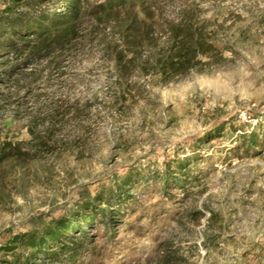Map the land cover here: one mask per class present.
<instances>
[{
    "label": "rangeland",
    "instance_id": "1",
    "mask_svg": "<svg viewBox=\"0 0 264 264\" xmlns=\"http://www.w3.org/2000/svg\"><path fill=\"white\" fill-rule=\"evenodd\" d=\"M152 3L165 27L186 17L210 43L185 76L164 83L133 69L121 82L102 29L2 78L0 146L16 151L0 171V249L88 200L102 213L85 231L101 235L120 198L124 264H264V150L234 152L264 131V0ZM189 159L190 179L173 170L185 202L162 200V173ZM140 216L143 236L126 235ZM157 225L177 260L147 262Z\"/></svg>",
    "mask_w": 264,
    "mask_h": 264
},
{
    "label": "trees",
    "instance_id": "2",
    "mask_svg": "<svg viewBox=\"0 0 264 264\" xmlns=\"http://www.w3.org/2000/svg\"><path fill=\"white\" fill-rule=\"evenodd\" d=\"M152 1L6 0L5 7L0 10V85L3 83L2 78H5L7 84L16 72L33 61L68 50L78 44L84 34L102 29H108L114 38L108 50L112 53L121 82L133 69L139 73L159 76L164 83L185 76L197 68L200 57L207 54L210 43L203 29L194 31L186 17L182 16L178 22L165 27L160 20L164 7H150ZM156 26L162 32L160 34H165L162 43L154 37ZM30 134L35 136L32 130ZM244 140L242 147L234 149L240 160L264 150V131L261 136L256 132L249 133ZM14 151L16 146H0V171ZM190 160L176 164L175 167L167 166L162 173L165 182L162 186V200L175 205L185 202L173 193L185 186L183 178H191L190 169H186ZM174 169L181 170L182 179L174 178ZM196 178L195 175L192 177L193 180ZM109 205L118 207L104 219L102 224L106 231L101 235L85 231L87 227L94 226L95 217L102 213L97 203L88 200L69 215L14 236L1 247L3 255L0 264H124L123 261L130 258L129 250L120 248L121 240L116 233L123 220L116 213L124 208V204L119 198L115 203L110 201ZM144 218L138 217L137 227L127 229L126 235L134 234L136 238H141L146 226L139 224ZM128 226L131 228L134 225ZM157 230L160 233L153 237L156 247L147 262L157 259L160 260L158 262L177 260L178 257L171 253L170 240L173 237L165 231L164 226L157 225L154 232ZM152 231L153 228L149 230ZM164 234L167 237L163 238ZM140 263L137 261L135 264Z\"/></svg>",
    "mask_w": 264,
    "mask_h": 264
}]
</instances>
